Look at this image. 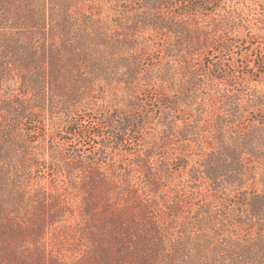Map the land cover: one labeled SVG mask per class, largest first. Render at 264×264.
<instances>
[{"label":"trees","instance_id":"obj_1","mask_svg":"<svg viewBox=\"0 0 264 264\" xmlns=\"http://www.w3.org/2000/svg\"><path fill=\"white\" fill-rule=\"evenodd\" d=\"M107 1L0 0V49L4 50L3 58L17 73L20 89L29 100L14 113L21 119H28V110L33 109L36 113L45 110L49 106L48 88L52 92L50 107L60 104L66 109L75 100H82L89 93L86 91L95 92L111 84L131 91L139 90L142 81L139 65L146 55L149 68L145 71V80L150 78L153 81L154 76V83L164 84L155 102L149 100L147 92L142 93L144 99H138L142 107L157 105L164 111V118L160 121L161 136L155 142L156 147L146 154L149 160L159 148L158 157L161 159L159 170L148 161L147 170L154 171V177L147 183L150 188L147 191L154 192L164 183V167L170 164L174 173L182 172L191 162L195 165L190 170V177L202 176L215 187L223 186L226 181L241 189L248 185L247 181L258 182V177L264 183V80H256L257 85L248 90H238L229 82L233 81L232 78L235 80V76L218 63L211 62L215 55L211 52H215L218 40L224 39L222 28H239L236 22L242 14L237 6L240 0H110L112 5L105 10ZM120 6L124 9L120 10ZM112 15H115L114 19ZM240 19V26L253 28L251 22L244 24ZM222 43L225 50L230 48L227 43ZM202 52V61L206 62L207 54L211 59L210 73L205 76L197 68L195 57ZM253 62L255 73L264 75V42ZM205 79L213 84L209 85V97L203 100L204 104L210 105L209 113L213 114V119L207 122L203 120L206 109L196 107L197 94L190 88L192 84L204 83ZM166 88L169 90L164 92ZM222 104L229 110L241 112V122H232L229 128H224L223 117L217 119L214 116L216 108ZM181 105L188 108L182 110ZM31 122L40 123L35 119ZM139 128L142 126L138 118L135 114H128L125 106L117 108L114 113L76 118L69 123L66 135L80 136L97 146L95 151L86 148L91 143L74 148L64 167L79 168L78 164L87 161V189L91 192L116 189L122 195L130 193L129 197L134 198L135 203L139 202L142 192L133 180L128 164L117 169L114 167L111 173L107 171L110 166L106 170L103 168L107 150L132 145ZM7 182V174L1 172L0 264L4 258L14 257L11 247L14 224L7 209L13 197L10 188L14 182ZM150 205L149 201L143 206L139 203L142 207L140 214H146ZM263 205L264 195H258L253 199L251 212L259 214ZM125 210L116 209L107 216L109 223L112 221L118 225L120 232L112 239L118 244L108 242V246L97 253L95 263L108 264L131 258L137 264H157L162 260L160 250L164 239L155 242L146 233L148 230L150 234L158 233V225L152 230L139 232L141 235L136 234L142 242L136 251L125 248L127 239L132 238V228L137 227V233L141 229L134 220L125 224ZM42 221L39 218L35 223L40 233H44ZM123 235L127 238L123 239ZM257 252L252 250V243L233 240L228 249L220 248L217 255H205L207 261L200 264H254V260H264ZM174 254L181 256L185 264L200 261L199 258L186 260L181 250Z\"/></svg>","mask_w":264,"mask_h":264},{"label":"rangeland","instance_id":"obj_2","mask_svg":"<svg viewBox=\"0 0 264 264\" xmlns=\"http://www.w3.org/2000/svg\"><path fill=\"white\" fill-rule=\"evenodd\" d=\"M106 4L105 10L112 2L108 0ZM237 6L242 13L236 22L239 28H222L224 39L218 40L215 52H211L215 54L214 59L211 60L210 54H207L206 62L202 61L203 52L195 57L198 60L197 68L203 76L210 73L211 60L235 76L236 79L232 78L233 81L229 82L238 90H248L250 86L257 85L256 80H264V75L256 74L253 68V60L264 42V0H240ZM118 14L115 15L120 18ZM114 16L111 18L114 19ZM125 19L126 16L122 18L123 21ZM239 19L244 24L251 22L253 28L240 26ZM222 41L230 46L228 50L223 48ZM3 52L0 49V173L7 174L8 184L14 182L10 188L13 197L10 205H7L14 224L11 245L14 257L4 258L3 264H96L97 253L108 246V242L118 244L112 240L120 232L118 225L112 221L109 223L107 218L116 209H126V225L134 220L141 228L138 233L137 227L132 228V238L130 236L125 242L124 247L132 251H136L137 245L142 243L137 236L141 235L139 232L152 230L153 226L158 225L155 226L159 229L158 233L150 234L149 230L146 233L155 242L164 239L160 250L162 260L157 264H185L181 256L174 254L177 250L184 253L186 260L199 258L197 264H200L207 261L206 257L217 255L220 248L228 249L233 240L252 243V250L264 257V205L259 214L251 212L253 199L264 195V183L259 177L258 182L247 181L248 185L241 189L226 181L223 186L215 187L202 176L190 177L195 162H191L186 171L175 173L174 167L169 164L162 169L164 183L154 192L147 191L154 177V171L147 170L148 161L159 170L161 159L158 157L159 148L149 160L146 154L156 147L155 142L161 136L160 121L164 118V111L157 105L142 107L138 99H144L142 93L147 92L149 100L151 98L155 102L164 84L154 83V76L153 81L150 78L145 80V71L149 68L145 62L146 55L139 65L142 78L139 90L131 91L112 84L95 92L88 90L86 92L89 93L82 100H75L67 110L61 108L60 104L50 107L52 92L48 88L46 97L49 98V106L40 113L30 109L28 119H21L14 112L20 111L29 100L20 89L17 73L9 68L7 60L3 58ZM3 71L11 74H4ZM206 79L205 84H192L190 88L197 94L196 107L206 109L203 120L207 122L213 119V114L209 113L210 105L204 104L203 100L209 97V85L213 84ZM154 84L157 87L152 86ZM168 90L166 88L164 92ZM123 106L128 114L136 115L142 128L135 134L132 145L121 146L120 150H107L103 168L106 170L110 166L107 171L111 173L114 167L130 166V174L142 192V199L136 203L134 198L129 197L130 193L122 195L116 189L102 192L87 189V161L78 164L79 168L64 167L74 148L91 143L80 136L66 135L69 123L76 118L80 120L100 113H114ZM50 108L54 111L51 112ZM180 108L184 110L188 106L181 105ZM214 116L217 119L223 117L224 128H229L232 122H241V112L229 110L225 104L216 108ZM34 119L40 123H32ZM203 134L208 132L203 131ZM96 146V143H91L86 148L95 151ZM18 180L21 183H17ZM147 201L151 204L150 208H147L146 214H140L142 207H139V203L143 206ZM38 217L43 219L44 233H40L35 225ZM109 232L112 234L109 235ZM126 238L123 235V239ZM117 247L119 249V245ZM253 262L264 264L260 258ZM108 264H137V261L123 258Z\"/></svg>","mask_w":264,"mask_h":264}]
</instances>
